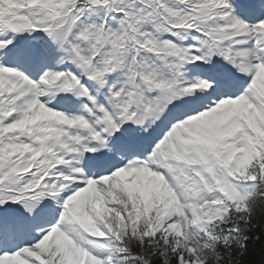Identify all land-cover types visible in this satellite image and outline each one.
Listing matches in <instances>:
<instances>
[{"label": "snow or ice", "instance_id": "snow-or-ice-1", "mask_svg": "<svg viewBox=\"0 0 264 264\" xmlns=\"http://www.w3.org/2000/svg\"><path fill=\"white\" fill-rule=\"evenodd\" d=\"M0 264H264V0H0Z\"/></svg>", "mask_w": 264, "mask_h": 264}]
</instances>
